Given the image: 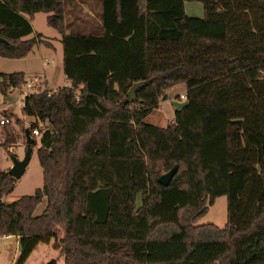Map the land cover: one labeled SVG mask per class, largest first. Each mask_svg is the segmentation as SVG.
<instances>
[{
	"label": "trees",
	"instance_id": "16d2710c",
	"mask_svg": "<svg viewBox=\"0 0 264 264\" xmlns=\"http://www.w3.org/2000/svg\"><path fill=\"white\" fill-rule=\"evenodd\" d=\"M38 12L60 34L70 86L23 97L42 187L5 203L15 179L0 170V237L18 238L15 264L60 231L64 264H264V0H0V56L52 47L25 38ZM0 77L4 97L26 81ZM179 83L187 105L173 123L145 122ZM221 196L225 226L196 225Z\"/></svg>",
	"mask_w": 264,
	"mask_h": 264
},
{
	"label": "rangeland",
	"instance_id": "374dc122",
	"mask_svg": "<svg viewBox=\"0 0 264 264\" xmlns=\"http://www.w3.org/2000/svg\"><path fill=\"white\" fill-rule=\"evenodd\" d=\"M87 8L86 4H82V10L78 9V11H74L75 16L80 15L86 21V19H89ZM184 11L187 16L198 18H203L204 16L201 2L185 1ZM34 26L45 39L50 40L57 47L56 52L51 47L42 45L39 52L34 47L28 56L21 59H10L0 56V71H23L26 81L30 80L32 83H35V78H46V83H48L49 87L44 85V83L40 87L56 91L63 87L64 84L69 85L65 83L66 76L62 71L61 55H63V52L61 42H53V37H59L60 34L57 30L50 28L46 24L43 12L36 15ZM67 31L69 32V29ZM32 91L31 88L22 85L21 88L12 90L6 97L0 93V118L1 116H5L10 120L4 125L0 124V143L4 141L7 131L11 133V137L8 139V147L4 148L0 146V170L5 171V173L13 165L12 158L22 159L26 150L27 143L24 130L30 127V124L35 122V119L24 120L25 116L22 115L21 108L23 106V97ZM184 92L185 85L183 83L176 84L167 89L165 91V98H161L158 106L146 115L144 121L159 127H166L168 124L173 123L175 108L171 104V101H180V94ZM3 108L5 109L2 110ZM18 119H23V125L17 123ZM43 125L45 124L41 122L38 124L39 127ZM38 146L39 135L36 137V144L32 147V153L24 173L19 179H15L13 191L3 198V201L7 199L5 203H12L22 196L31 195L35 189L42 187V167L36 153ZM226 203L227 199L225 196L216 198L213 205L208 208L206 215L200 218L196 225L213 224L218 228H223L226 224ZM45 207L46 200L44 199L34 210L33 216L41 215ZM61 236L62 233L60 231L58 238L51 239L48 243H39L24 264H50L52 261H56L57 264H64L63 258L59 256V238ZM18 256V244L15 243V240L10 241L0 238V264H15Z\"/></svg>",
	"mask_w": 264,
	"mask_h": 264
},
{
	"label": "water",
	"instance_id": "95a60500",
	"mask_svg": "<svg viewBox=\"0 0 264 264\" xmlns=\"http://www.w3.org/2000/svg\"><path fill=\"white\" fill-rule=\"evenodd\" d=\"M0 42H5V40L0 37ZM136 89H137V85H133L128 90L129 97H131V98L134 97V92L136 91ZM171 104L174 106L175 110H178V109L185 107L187 105V101L186 100H183V101L173 100V101H171ZM24 133H25L26 143H27L24 156L22 159H18L16 157H13L12 158L13 165L7 171V174L14 179H19L22 176V174L24 173L25 167L29 162L31 153H32L31 145H32L33 140H32L31 134H30V130L28 128H26ZM174 174H175V169L172 168V169L168 170L167 173L160 176L158 179V182L162 186H168L169 183L171 182ZM19 250H20V247H19V243H18V251Z\"/></svg>",
	"mask_w": 264,
	"mask_h": 264
},
{
	"label": "crops",
	"instance_id": "0c3cea01",
	"mask_svg": "<svg viewBox=\"0 0 264 264\" xmlns=\"http://www.w3.org/2000/svg\"><path fill=\"white\" fill-rule=\"evenodd\" d=\"M87 12H88V14L89 15H92V12L87 8ZM39 13H41V12H38V13H35L34 15H33V18L31 19V25H32V28H33V33L32 34H30V35H28V36H26L25 38H30V37H32L35 33H40V32H38L37 31V29H36V27L34 26V24H35V19H36V15L37 14H39ZM44 13V16H45V18H46V16L48 15V13H45V12H43ZM26 16V15H25ZM50 27V26H49ZM50 28H52V27H50ZM52 29H54V30H56L55 28H52ZM48 30V29H47ZM66 33H68V31L66 30L65 31ZM53 37V36H52ZM54 38V41L53 42H58V41H60V35H59V37H53ZM50 41V40H49ZM51 42V41H50ZM52 43V42H51ZM40 46H42V44H36V45H34L33 46V48L34 47H36L37 48V51L39 52L41 49H40ZM33 48H32V50H33ZM53 50H54V52H56V46L52 43V47H51ZM32 50L26 55V56H28L31 52H32ZM25 56V57H26ZM61 57H63V55H61ZM24 58V57H23ZM18 59H21V58H18ZM62 62V61H61ZM0 72H3V71H0ZM23 72V71H22ZM4 73H8V72H4ZM24 73V72H23ZM25 74V73H24ZM43 79V78H42ZM44 80V85H46V86H48V83H46V78L45 79H43ZM0 81H1V77H0ZM69 82V83H68ZM65 83H67V84H69V85H66V84H64V86H70V81L69 80H67V79H65ZM63 86V87H64ZM49 87V86H48ZM10 92H12V91H10ZM9 92V93H10ZM183 94H185V92L183 93ZM8 96V95H7ZM0 107H1V105H0ZM5 108H3L2 110H4ZM8 118V117H7ZM9 119V118H8ZM26 119H32V117H24V120H26ZM10 121V120H9ZM25 124H26V121H25ZM1 125H4V124H1ZM4 202H7V199H5L4 200ZM11 240H15V243H17L18 244V238H16V237H11L10 238V241Z\"/></svg>",
	"mask_w": 264,
	"mask_h": 264
},
{
	"label": "built area",
	"instance_id": "2783aa9c",
	"mask_svg": "<svg viewBox=\"0 0 264 264\" xmlns=\"http://www.w3.org/2000/svg\"><path fill=\"white\" fill-rule=\"evenodd\" d=\"M43 83H44V80L43 79L35 78V83H32L30 80H27V81H25L24 85L27 88H31V90L38 92V91L43 90L40 87V86H42ZM9 90H11V88H9ZM183 100H185V94H180V101H183ZM8 122H9V120H8L7 117L1 116V118H0V124H6ZM32 134L33 135H39L38 129L37 128L33 129L32 130ZM11 237L12 236L6 235V236L0 237V238L5 239V240H10Z\"/></svg>",
	"mask_w": 264,
	"mask_h": 264
}]
</instances>
